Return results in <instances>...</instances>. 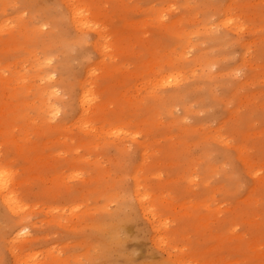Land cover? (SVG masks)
<instances>
[{"label":"rangeland","instance_id":"1","mask_svg":"<svg viewBox=\"0 0 264 264\" xmlns=\"http://www.w3.org/2000/svg\"><path fill=\"white\" fill-rule=\"evenodd\" d=\"M188 1V6H184V0H78L79 19L73 22L67 0H0V84L1 81L7 83L6 87L0 89V122L4 131L20 138L17 142L19 146L23 136L19 134L13 119H7L9 109H21L17 101L19 98L11 94L14 83L29 84V87L44 83L47 63L58 69L67 64V73L64 66L60 70L65 73L53 74V79L60 82L64 77L62 87L65 85L63 88L68 90L71 84L72 97L78 92L74 82L82 78L86 70L81 63L83 54L79 55V49L88 57L87 62L91 63L90 81L96 90L111 87H105V81L100 79L104 67L110 62L118 68L120 79L115 90L130 101L137 95V88L143 85L146 90L154 87L156 92L175 88L170 85H165L167 88L164 86L163 89L152 86L154 79L162 75L161 70L164 72L169 68L167 65L160 68L157 63H152V59L154 61L161 56L162 48L178 47L179 44L187 47L191 44V48H186L190 51L197 44L196 48L193 47L194 52V49L192 53L187 52V58L201 54L200 62L206 63L204 67L201 66L203 70L199 65L192 67L190 64L183 68V73H188L186 84L191 87L193 84V88L186 85L189 87L187 98L183 97V103H178L179 108L173 106V112H176H172L174 116L181 112L186 115L187 122L184 120L178 126L170 123L172 117L163 111L160 100L148 102L162 111V115L153 113L158 115L162 125L158 122L154 125L156 128L151 126L150 130H153L152 133L149 130L150 134L147 128L144 129V123L139 121L147 116L143 109L137 110V117L111 116L101 118L100 122L92 119L95 115H88L89 125L105 126L107 131L101 135V139L97 137L102 141L98 147L90 148L89 153L79 149L80 156L89 157V160L98 159L103 170L99 179H95L94 174L86 177L85 181H79L83 175L86 176L88 169L92 170L93 165L92 161L87 165L70 160L67 143L75 139V135L77 139L80 134L75 128L70 129L69 133L67 131L65 137L45 130L44 133L41 130L34 133L31 131L33 128L27 129L28 137L33 142L45 143V146H41L45 148H42L44 156L37 166L41 177H33L23 186L26 190L24 199L30 203L28 206L34 208L32 221L36 222L35 230L42 237L30 247L33 249H28L33 250L38 259L43 251L51 250L55 245L57 250L52 249L53 253L61 249L58 251L60 255L67 257L65 264H264V0ZM175 19L178 22L181 20L175 27L191 35L181 43L167 33L162 25ZM226 20L230 23L227 26L223 24ZM97 31L102 34L100 39ZM59 35H64L70 43L84 35L86 42L75 46L78 51H68L67 57L65 53L70 47L62 50L57 48ZM96 41L98 49L94 47ZM36 71L37 77L33 75ZM194 78L195 81H191ZM143 91L145 89L141 94ZM61 95L63 100L69 101L67 94ZM198 97L199 101H196ZM71 103L64 107L65 116L72 119L68 121L66 118L67 124L73 122L77 113V104L74 102L72 105L76 113L72 111L74 117L70 118ZM182 104L189 106L187 111H184L185 105ZM110 106L108 112H111ZM30 110L32 118L35 114ZM124 111H127L126 114L131 113L128 109ZM104 113L102 115L119 112ZM205 124L210 127L207 128ZM108 126L118 128L121 133H130L134 140L123 137L127 141L116 138L117 141L113 134L108 133ZM198 128H202L201 131ZM164 129L169 133L164 132ZM215 130L222 141L216 137L208 139L207 143L201 138L205 133L210 134ZM171 135L172 138L175 135L173 139ZM147 138L152 149L148 148L151 151L148 153L152 156L148 155L145 162L141 161L143 151L140 144ZM63 139H67V143L62 145L60 142ZM119 140L124 144H120ZM108 143L112 146L106 145ZM11 144L0 134V155L6 156L9 151L7 156H13L15 147ZM181 153L182 159L179 160ZM155 154L159 156L156 158ZM245 161L249 162L246 164ZM22 164L23 161L18 159L15 165ZM139 164V168L145 170L144 180L147 181L144 184L152 181L151 188L160 186L154 190L155 194L144 196L146 215L138 207L133 194L132 172ZM147 166L149 169L154 168L148 171ZM55 172L61 175L60 182L54 181L52 176ZM198 172L201 173L197 175ZM156 173L159 177H155ZM189 173L194 178L192 183L187 182ZM256 174L261 175L262 179L255 178ZM113 184L115 188L111 187ZM164 185L166 188H163ZM69 187H72V191ZM59 190L61 193H58ZM88 194L91 195L87 197ZM155 195L158 197L155 198ZM124 213H131L133 218L126 217ZM50 215L57 219L53 217V220ZM116 217H121V224L118 240H113L115 234H110L106 227ZM7 232L9 229L3 237ZM1 240L0 236V264H12V257Z\"/></svg>","mask_w":264,"mask_h":264},{"label":"bare ground","instance_id":"2","mask_svg":"<svg viewBox=\"0 0 264 264\" xmlns=\"http://www.w3.org/2000/svg\"><path fill=\"white\" fill-rule=\"evenodd\" d=\"M68 1V7H69V10H70V18L73 22H76L78 21L79 19V14H80V11H79V4H78V0H67ZM188 3L189 1L188 0H184V6H188ZM181 21V20H180ZM179 21V22H180ZM177 20H170L168 22H163L162 25L165 27L167 33H170L171 35H173L174 37H176L178 39V41H180V43L182 41H184L185 39H187L189 36V33L188 32H185V30H181V29H177L175 27V25L177 26ZM178 22V24H180ZM224 25H229V21L226 20L224 21L223 23ZM178 27V26H177ZM213 33V32H212ZM66 35V34H64ZM64 35L62 37V35L58 36V45H57V48H60L61 50L62 49H67L68 47H70V49L68 50H64L66 53L65 55L67 54V57L69 56L68 55V51L72 50V49H76L78 51V47L82 45L83 42H86L85 41V36L84 35H80L78 36L77 38H75L72 42L74 43H70L68 41V39L65 37L64 38ZM97 35L100 39V37L102 36V34L100 32L97 31ZM217 38L219 37L218 35H215L214 37ZM227 36V35H226ZM226 36L224 37L226 39ZM188 40V39H187ZM191 41V38L189 39ZM219 40V39H218ZM230 40V39H229ZM188 41V42H190ZM187 42V43H188ZM192 42V41H191ZM221 42V41H219ZM228 43V42H227ZM220 44V43H219ZM222 44V43H221ZM191 45V44H190ZM189 46H183L182 44H179V50H177L176 48H178L177 46H174V47H169V46H166L164 48H162L163 52L161 54V56L156 59L157 62H155L156 60L153 61L152 59V63H157L158 66L161 68L163 65H167L169 66L168 70L166 71H162L161 70V73L162 75H159L157 76L155 79H154V83L152 86H155L159 89V87H161V89L164 88V86L166 85H170V86H173L175 88L169 90L167 88L168 91L166 90H162L163 92H156L154 91V87L153 89H149V90H146V86L143 85L141 87H138L137 90H136V93L137 95L134 97V99L132 101L128 100L127 98L123 97L122 94L120 92H117L115 89L117 87V84L118 82L120 81L119 77H118V68L116 67H113L115 65H112L110 62H108L106 64V66L104 67V70H103V73H102V76H101V80L105 81L103 83H106L105 87H113L114 89H112L111 87L110 88H106V89H101V90H96V87L95 85H93V82L90 81V74H91V63L87 62L88 60V57L86 56V54H84L83 52H81V49L80 50V54L79 55H82V60H81V63H83L86 67V70L82 76V78H80L77 82H74V84L76 83L77 84V88H78V92H76V94H74L72 97L70 96L71 95V87L70 85H68V90L67 88L64 89L63 87L65 85H63L62 87V80L63 78L60 79V82H58L57 80H54L53 79V74H56V73H65L63 72L62 70L60 69H64V66H60V69L56 68V66H50L48 65V63L45 65L46 66V71H45V81L44 83H37L31 87H29L28 85H24L23 83H14L15 86L13 87V91L11 92L12 95L16 96L17 98H19V100H17L18 102H20L21 104V109L18 110L17 108H15L14 110L13 109H9L8 112V116H7V119H13V122H15L17 124V127L19 129V134L23 136V138H21V146H19L17 144L18 140L20 138H16L14 135H12L9 131H4V128H2V122H0V134L3 135L5 137V139H7V141L9 143H12L11 145L15 147V152H13V156H7L9 154V151L8 154L5 156H2L0 155V236L2 237V242L3 244L5 245V248L9 251V254L10 256L12 257V264H65V260L67 257H64L63 255L61 256L59 253L61 251H57V253H53V250H55L56 246L54 247L53 246V250H48V251H43L42 252V256L38 259V256H36V253L33 252V250H28V249H33V248H30L33 246V244H35L36 242L40 241L42 239V237H40L39 233L35 230V224L36 222L35 221H32V213L34 210V208L32 206H28L30 205V203H28L27 201H25L24 199V195H26V190L23 189V186L25 182H28L31 178L33 177H41L40 176V173L41 171L38 173V170H37V166L40 165V162H41V159L43 158L44 154H43V151H42V147L41 146H45V143H41V142H33L32 139L30 137H28V133H27V129L29 128H33V130H31L32 132L34 131V133H36L37 130H41L43 133L45 131H48L49 133H53V134H60L61 137H65L67 135V131L69 133L70 129L72 130V128H75L77 130L78 133V137L76 139V136H74V138L76 139H71V141L69 143H67V139H63L61 140L60 144L62 143V145L65 143H67L68 147L67 149L70 150V160L72 163H79V164H84L86 163L88 165V162L92 161L91 165L92 166V170L88 169V171H86V176H82L83 178L79 179V181L83 180L85 181L86 180V177H91L92 175H94L95 179H99L101 178V174H102V169H100V164H99V161L98 159H95V160H89V157H86V156H80V150L79 149H83L88 151L86 152L89 153V149L92 148V147H98V144L100 141L102 140H98V138L101 139V135L104 133H106L107 131L105 126H95V125H89V121L88 118L90 119V116H88L89 114H92V115H95L94 118H92L93 120H96V122H100L102 119L101 118H105V117H111V116H118V117H126L128 115H133L134 117L136 116L137 117V110L139 109H143L146 113H147V116L144 118V119H139V121H141L142 123H144L145 128H147V132L149 133V130H150V127L151 126H156V124H158L159 122V125H162L160 124V120H158L157 116L160 114L162 115L160 112H162L161 110H159V107H156V106H153V105H149V101L150 100H153V102L155 103L156 100H160L162 101V106L164 107V110L166 113L170 114V116L172 117V120L170 123H173V124H182L184 122V120L186 121L185 119V112L182 114H179L181 115V117H178L179 115H175L177 117H175L173 114L176 112H173L174 108L173 106H177L178 107V103H183V99L184 98H187L186 94L187 92L189 91V86L188 84H186V77L188 79V76L186 74L183 73V70L185 68H187L190 64V66H196V65H199L200 68L202 69V67H204V65L206 63L204 62H200V57L202 56L201 54H198V55H193L192 57H189L187 58V52H190L192 49H194L193 47H195L193 45L192 49L189 51L186 50V48H189ZM75 46H78V47H75ZM192 46V45H191ZM94 47L98 49V43L97 41L94 42ZM222 47V46H221ZM191 48V47H190ZM196 48V47H195ZM185 49V50H184ZM200 50V49H199ZM202 50V49H201ZM200 50V51H201ZM83 51V50H82ZM193 52L195 51L192 50ZM191 51V53H192ZM204 51V50H203ZM61 52V51H60ZM220 52V51H219ZM63 53V52H62ZM72 51L70 52V55ZM105 53V52H104ZM198 53V52H197ZM202 53V52H201ZM187 54V55H186ZM208 54V53H207ZM226 54V53H225ZM64 55V54H63ZM210 55V54H208ZM217 57V56H216ZM72 58V56H71ZM219 58V57H217ZM217 58H214V59H217ZM221 58V57H220ZM49 59H51V57H49ZM65 60V58H64ZM67 60V59H66ZM71 60V59H69ZM203 60V59H202ZM151 60H149L150 62ZM218 61V59L216 60ZM64 61H62L63 63ZM69 62V61H68ZM213 62V61H212ZM211 62V63H212ZM215 62V61H214ZM65 63V62H64ZM103 65V63H101ZM215 64V63H214ZM147 65H150V63H148ZM67 66V64H66ZM65 66V68H66ZM100 66V65H99ZM192 66V67H193ZM198 66V67H199ZM202 66V67H201ZM209 66H211L209 64ZM197 67V68H198ZM68 68V67H67ZM66 68V73H67V69ZM98 68V67H97ZM184 68V69H183ZM190 68V67H189ZM199 68V69H200ZM223 68V67H222ZM212 69V68H211ZM226 69V68H225ZM190 70V69H189ZM187 70V71H189ZM193 70H195L193 68ZM192 70V71H193ZM203 70V69H202ZM220 70V69H219ZM218 70V71H219ZM235 70V69H234ZM185 71V70H184ZM199 71V70H198ZM217 71V70H216ZM200 72V71H199ZM198 72V73H199ZM208 72V71H207ZM222 72V71H221ZM228 72V71H227ZM233 72V71H232ZM197 73V71H196ZM202 73V72H201ZM230 72H228L229 74ZM234 73V72H233ZM231 73V74H233ZM208 74V73H207ZM218 74V73H217ZM220 74V73H219ZM33 75L37 77L38 73L37 71L36 72H33ZM197 75V74H196ZM194 76V77H197V76ZM61 76V75H60ZM192 76V74H191ZM200 76V75H199ZM202 76V75H201ZM211 76V75H210ZM215 76V78H218V76L216 77V75H213ZM226 76V75H224ZM79 77V76H78ZM229 77V76H228ZM74 78V77H73ZM77 78V76H76ZM192 78V77H190ZM189 78V79H190ZM200 78V77H199ZM203 78V76H202ZM214 78V79H215ZM227 78V77H226ZM230 78V77H229ZM66 79V78H65ZM65 79L63 81V83L65 82ZM208 79V78H207ZM224 79V78H223ZM75 80V79H74ZM210 80V78H209ZM220 80V79H218ZM191 81H195V78ZM197 81V79H196ZM214 81H217V80H214ZM228 81V80H227ZM223 82V80H222ZM68 83V82H67ZM196 83V82H195ZM198 83V82H197ZM215 83V82H214ZM226 83V81H225ZM6 82L4 81H1V84H0V89L6 87ZM75 84V85H76ZM190 84V83H189ZM188 85V86H186ZM197 85V84H195ZM198 85H201V84H198ZM222 85V84H221ZM227 85V84H225ZM204 86V85H203ZM202 86V87H203ZM219 86V85H218ZM66 87V86H65ZM196 87V86H195ZM201 88V86H199ZM206 87V86H205ZM193 88V84H192V87L190 89ZM145 89V92L143 94H141L142 90ZM196 89V88H195ZM194 89V90H195ZM63 90V92H62ZM194 90H191L192 92ZM198 90V89H197ZM206 90V89H205ZM215 90V89H214ZM234 91V90H233ZM67 94L69 98V101L67 100H63L62 99V95L61 94ZM201 93V92H200ZM209 93V92H208ZM218 93V92H217ZM221 93V92H220ZM211 94V93H210ZM225 94V93H224ZM223 94V95H224ZM105 96V98H103ZM186 96V97H185ZM218 96V95H217ZM222 96V95H221ZM228 96V95H227ZM184 97V98H183ZM190 97V96H188ZM193 97V96H192ZM191 97V98H192ZM1 98V97H0ZM10 98H14V97H10ZM66 98V97H65ZM190 98V99H191ZM207 98H209L207 96ZM219 98V96H218ZM217 98V99H218ZM16 99V98H14ZM199 101V97L196 98V101ZM201 99V98H200ZM213 99V98H212ZM71 100L73 101L71 103ZM182 100V102H181ZM203 100V99H201ZM216 99H214L215 101ZM12 101V100H11ZM65 101V102H64ZM187 101V100H186ZM190 101V100H189ZM217 101V100H216ZM224 101V100H223ZM74 102H76L77 104V113L76 111L74 112V108L72 105ZM149 102V103H148ZM185 102V101H184ZM71 103V109H70V113H72V111L74 113H76L75 117L73 116V113L72 115L70 114V118L71 116H73L72 118L74 119L73 122L70 124H67L66 120L69 118H67L65 115H66V111L64 109V107L66 108L67 104L69 105ZM148 103V104H147ZM216 103V102H215ZM225 102H223L224 104ZM156 104H159V103H156ZM189 104V103H188ZM212 104V102H211ZM217 104V103H216ZM111 105V106H110ZM182 105H185L183 107L184 111H187V107L189 106H186V104H182ZM191 105V104H189ZM109 107L110 111L111 112H108L107 111V108ZM70 107V106H68ZM175 107V109L177 108ZM179 108V107H178ZM177 108V109H178ZM32 110L33 114L35 115H32L33 117L31 118L30 117V113L29 110ZM69 109V108H67ZM130 110L131 113L129 112V114H126L124 110ZM30 110V111H31ZM158 110V111H157ZM191 110V107L189 109V111ZM197 111V110H195ZM68 112V111H67ZM104 112H107V113H104ZM115 112H119L118 114H114V115H102L103 113L104 114H113ZM155 112V114H158V115H153V113ZM164 112V113H165ZM173 112V114H172ZM126 114L125 116L122 114ZM141 113V112H140ZM139 113V115H140ZM143 113V112H142ZM141 113V114H142ZM165 113V114H166ZM189 113H193V112H189ZM61 114V115H60ZM68 114V113H67ZM101 114V115H100ZM144 114V113H143ZM163 114V115H165ZM187 114V113H186ZM195 114V113H193ZM58 115H60L61 117H59ZM167 115V114H166ZM165 115V116H166ZM68 116V115H67ZM59 117V118H58ZM168 117V116H167ZM189 117V116H188ZM67 118V119H66ZM160 118H162L160 116ZM214 118V117H213ZM163 119V118H162ZM72 120V119H71ZM70 119H68V121H71ZM138 120V119H137ZM164 120V119H163ZM170 120V119H169ZM165 121V120H164ZM187 122V121H186ZM199 122H202V120H200ZM222 122V121H221ZM165 123V122H164ZM195 124H198L197 122H194ZM186 124V123H185ZM201 124V123H200ZM220 124V122H219ZM84 125V126H82ZM100 125H103L102 123H100ZM184 125V124H183ZM187 125V124H186ZM184 125V126H186ZM189 125V124H188ZM194 125V124H193ZM206 125V124H205ZM208 125V124H207ZM206 125V127H207ZM154 126V128H156ZM178 126V125H177ZM176 126V127H177ZM180 126V125H179ZM198 126V125H197ZM109 127V131L108 133L110 134H113V136H115V139L118 138V139H121L123 137H129L131 139L134 140V137L132 135H130V133H121L119 131L118 128H115V127H112V126H108ZM172 127V126H170ZM199 127V126H198ZM202 127V126H201ZM210 127V126H208ZM207 127V128H208ZM162 128V127H161ZM186 128V127H185ZM188 128V127H187ZM196 128V127H195ZM204 128V126L202 127ZM201 128V129H202ZM159 129V128H157ZM200 129V128H198ZM200 129V131H201ZM45 130V131H44ZM151 130H153V128H151ZM150 130V133H152ZM164 129L163 131L164 132H167L168 130ZM183 131L185 129H182ZM156 131V130H154ZM210 131V130H209ZM208 131V132H209ZM76 132V134H77ZM207 132V131H205ZM40 133V132H39ZM47 133V132H46ZM149 133V134H150ZM169 133V131H168ZM198 133V131H197ZM38 134V133H37ZM79 135H84V137L82 136H79ZM85 135H87L88 137H86ZM182 135V134H181ZM35 136V135H34ZM73 136V135H72ZM99 136V137H98ZM111 136V135H109ZM168 136V135H167ZM175 136V135H174ZM173 136V138H174ZM190 136V135H189ZM39 137V135H38ZM98 137V138H97ZM185 137V136H183ZM188 137V135H187ZM218 138L217 136V130H215L214 132L208 134V133H205L203 136H201V138L203 140H205V142L207 141L208 142V139H212V138ZM108 138V137H107ZM171 138H172V135H171ZM172 138V139H173ZM186 138V137H185ZM103 141H105V135H103L102 137ZM124 139V138H123ZM128 139V138H127ZM149 138H147V141L144 140L141 144H140V147H142V156H143V160L141 161H145L146 157L149 155V156H152L150 155L149 153H151L152 149L149 147V141H148ZM167 139V138H166ZM117 140V139H116ZM126 140V138L124 139V141ZM187 140V139H186ZM190 140V139H189ZM192 140V139H191ZM220 141H222L221 139H219ZM118 141V140H117ZM121 140H119L120 142ZM127 141V140H126ZM129 141V140H128ZM188 141V140H187ZM195 141V140H194ZM219 141V143H221ZM57 143L59 142V138H57ZM134 142V141H133ZM123 143L120 142V144ZM152 143V142H151ZM200 143H202L200 141ZM199 143V144H200ZM105 144V142H104ZM124 144V143H123ZM198 144V145H199ZM206 144V143H205ZM204 144V145H205ZM106 145H110L109 143L106 144ZM192 145V144H191ZM201 145V144H200ZM199 145V146H200ZM112 146V145H110ZM195 146V145H194ZM203 146V144L201 145ZM47 147V146H46ZM118 147V145L116 146ZM125 147V145H124ZM163 147V146H162ZM176 147V146H174ZM240 147V146H239ZM27 148V149H26ZM120 148V147H119ZM118 148V150H119ZM123 148V147H122ZM148 148L151 149V151H148ZM45 149V148H44ZM127 149V148H126ZM189 149V148H188ZM77 150V151H76ZM117 150V151H118ZM82 151V150H81ZM82 151V152H83ZM188 151H191V149H189ZM6 152V151H5ZM3 152V154L5 153ZM69 152V151H68ZM122 152V151H121ZM149 152V153H148ZM154 152V151H153ZM164 152V151H162ZM12 153V152H11ZM120 152H118L119 154ZM156 153V152H155ZM192 153V152H191ZM190 153V154H191ZM2 154V153H1ZM6 154V153H5ZM158 154V153H157ZM11 155V154H10ZM183 154L181 153L180 156H182ZM69 156V155H68ZM88 156V155H87ZM154 156V155H153ZM159 156V155H158ZM157 156V157H158ZM175 156H177L175 154ZM156 157V154L155 156ZM156 157V158H157ZM178 157V156H177ZM62 158V157H61ZM154 158V159H156ZM167 158V157H166ZM18 159L22 160L23 161V164L22 165H15L18 161ZM55 159V158H53ZM68 159V158H67ZM149 159V158H147ZM150 159H152L150 157ZM178 159V158H177ZM176 159V160H177ZM182 159L181 157L179 158V160ZM47 160V159H45ZM164 160V159H163ZM175 160V158H174ZM60 161V160H59ZM147 161H150V160H147ZM140 162V161H139ZM146 162V161H145ZM180 162V161H179ZM246 162H249V161H245ZM22 163V162H21ZM55 163V162H54ZM142 163V162H140ZM157 164V163H156ZM159 164V163H158ZM247 164V163H246ZM90 166V167H91ZM141 165L139 164L132 172V177H133V194H134V198L138 204V207L142 210V213H144V215L147 214L146 212V209L145 207L143 206V200L145 199L144 196L148 197L149 195H153L155 194L156 192L154 191L155 189H158L159 187H156V188H151L152 185L148 182H146L145 184H149L151 185L150 187H146V185L144 184V181H147V180H144L145 178V170L142 171V169H140ZM210 166V165H209ZM214 164L211 165V167H213ZM45 167V166H43ZM169 167V166H167ZM217 167V166H216ZM19 168V170L17 169ZM86 168V167H85ZM148 168V166H147ZM146 170H151V169H147ZM214 168V167H213ZM212 168V169H213ZM218 169V168H217ZM57 170V169H56ZM164 170V169H163ZM185 170V169H184ZM161 171V170H160ZM153 173V171L151 172ZM201 173V172H198L197 175ZM53 174V173H52ZM191 173H189V179L190 181H188L189 179L187 180V182H191V181H194L192 177V175H190ZM38 175V176H36ZM196 175V176H197ZM53 179L54 181H61V175H59L57 172H55L53 174ZM72 177V176H71ZM105 177V176H104ZM149 177V176H148ZM147 177V178H148ZM155 177H159V174H155ZM200 177V176H198ZM146 178V179H147ZM150 178V177H149ZM152 178V177H151ZM255 178H257L258 180L262 179L261 175H255ZM169 179V177L167 178ZM184 179V178H183ZM36 180V178H35ZM185 180V179H184ZM53 181V180H52ZM102 181V180H101ZM116 181V180H115ZM143 181V182H142ZM178 181H182V180H178ZM32 182L35 183L34 180H32ZM64 182V180H63ZM108 182V181H107ZM113 183V182H112ZM111 183V184H112ZM192 183V182H191ZM26 184V183H25ZM30 184V183H29ZM87 184V183H86ZM91 184V183H90ZM145 186H144V185ZM180 184V183H179ZM110 185V184H109ZM175 185V183H174ZM71 186V185H70ZM80 186V185H79ZM84 186V184H83ZM87 186V185H85ZM84 186V187H85ZM111 187H114V184L113 186ZM254 187V185L252 186ZM29 188L30 185H29ZM70 189L72 187H69ZM163 188H166L165 185L163 186ZM178 188V187H176ZM230 188V187H229ZM261 188V187H260ZM44 188H42L43 190ZM70 189L68 191H70ZM107 189H110V188H107ZM113 189V188H112ZM28 190V189H27ZM30 191V190H29ZM33 191V190H32ZM72 191V189H71ZM106 191V190H104ZM31 192V191H30ZM29 193V192H28ZM37 193V192H36ZM58 193H61L60 190L58 191ZM63 193H66L63 192ZM89 193V192H88ZM58 195V194H57ZM81 195V194H80ZM89 195L91 194H88L87 197H89ZM54 197H58V196H54ZM158 195H155V198H157ZM243 197V196H242ZM245 197V196H244ZM243 197V198H244ZM43 199V198H42ZM154 199V198H153ZM255 199V198H254ZM155 200V199H154ZM249 200V199H248ZM245 201V200H244ZM119 202V201H118ZM122 202V201H120ZM131 202V201H130ZM35 204L37 202H34ZM132 203V202H131ZM256 203V202H255ZM118 204V203H117ZM133 204V203H132ZM120 205V204H119ZM123 205V204H122ZM256 205V204H255ZM253 206V205H252ZM107 207V205H106ZM121 207V206H120ZM124 207V206H123ZM122 207V208H123ZM127 207V206H126ZM97 208V207H96ZM119 208V207H118ZM130 208V206H129ZM48 210L50 208H47ZM92 209V208H91ZM108 210V209H107ZM105 211V210H104ZM131 211V210H130ZM111 212V211H110ZM127 212V211H126ZM132 212V211H131ZM86 214V212H85ZM124 215H126V217L128 218H131V213H124ZM52 216V218L54 217V215H50V217ZM117 216V215H115ZM122 216V214L120 215ZM86 217V216H85ZM125 217V216H124ZM57 219V217H54ZM53 218V220H54ZM98 218V217H96ZM133 218V217H132ZM131 218V219H132ZM258 218V217H257ZM65 218H63L64 220ZM121 219V217H120ZM120 219L119 218H115V219H112L108 226L106 227V229H108V232L110 234L113 233V240H118L117 238V233H118V228H119V223H120ZM251 219V218H250ZM254 219V218H253ZM61 220V221H63ZM76 220V219H75ZM94 220V219H93ZM247 220V219H246ZM246 220H242V221H246ZM255 220V219H254ZM59 221V220H58ZM56 220V222H58ZM101 221V220H100ZM247 221H250V220H247ZM253 220H251L250 222H252ZM257 221V220H256ZM133 222V221H132ZM51 223V222H50ZM63 224H64V221H63ZM82 224V223H81ZM121 224V223H120ZM152 224H153V221H152ZM59 225V224H57ZM247 227V226H246ZM4 228H7L9 229V232H7V234L5 235V237H3V235L5 234L6 230H4ZM121 228V227H120ZM261 228L263 229V225L261 224ZM65 229V228H63ZM96 229V228H95ZM124 229V228H122ZM262 229L260 231H262ZM72 230V229H71ZM60 231V230H59ZM103 231V230H102ZM121 231H124V230H121ZM264 231V230H263ZM256 232V231H255ZM254 232V233H255ZM124 233V232H123ZM122 233V234H123ZM245 233V232H243ZM247 233V232H246ZM252 234V233H251ZM44 236V235H42ZM124 236V235H123ZM250 236V235H249ZM247 236V237H249ZM95 237V236H94ZM46 238V237H45ZM81 238V237H80ZM98 238V237H97ZM109 238H110V235H109ZM125 239V238H124ZM83 240V239H82ZM70 241V240H69ZM114 243V242H113ZM204 243V242H203ZM207 243V242H206ZM257 244V243H256ZM263 244V243H262ZM262 244L260 245L262 247ZM86 246V245H85ZM92 246V245H91ZM199 246V245H198ZM249 246V245H248ZM257 246V245H256ZM255 246V247H256ZM259 246V245H258ZM98 247V246H97ZM100 247V246H99ZM210 247V246H209ZM208 247V248H209ZM55 248V249H54ZM59 248V247H57ZM196 248V247H195ZM65 249V248H64ZM254 249V248H253ZM29 252H28V251ZM57 250V249H56ZM55 250V251H56ZM68 250V249H67ZM250 250V249H249ZM257 251V250H256ZM221 252V251H220ZM141 253V252H140ZM216 254V253H215ZM252 254V253H251ZM1 255V254H0ZM260 255V254H259ZM258 255V256H259ZM2 256V255H1ZM69 256V255H68ZM136 256V255H135ZM223 256V255H222ZM72 257V256H71ZM75 258V257H73ZM72 258V259H73ZM229 260V259H228ZM227 260V261H228ZM258 260V259H257ZM3 260H1L2 262ZM67 261V260H66ZM96 261V260H95ZM86 263V262H85ZM125 263V262H124ZM248 264V263H247Z\"/></svg>","mask_w":264,"mask_h":264}]
</instances>
